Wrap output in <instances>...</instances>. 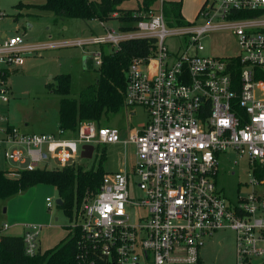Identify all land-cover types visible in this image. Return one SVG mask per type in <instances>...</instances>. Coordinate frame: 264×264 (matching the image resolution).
<instances>
[{"label":"built area","instance_id":"built-area-1","mask_svg":"<svg viewBox=\"0 0 264 264\" xmlns=\"http://www.w3.org/2000/svg\"><path fill=\"white\" fill-rule=\"evenodd\" d=\"M161 6L162 1L158 10L139 13L132 31L104 28L102 36L69 45L114 51L125 41L154 40L149 54L133 58L125 73L123 107L128 117L132 109H144L147 123L129 130L126 139L117 128L94 122L57 134H21L7 126L0 129V160L16 167L5 170L6 176L18 178L48 162L58 164L55 170L70 166L81 159L83 146H92L94 155L95 147L123 144L132 149L124 169L105 173L99 191L74 215L80 261L205 264V240L231 230L236 264H264V0H206L197 17L201 23L180 26L167 24ZM218 31L236 39V57L202 55V40ZM167 38L184 43L169 51ZM57 46H27L19 36L0 43V102L8 101L9 67ZM102 53L94 55L97 66ZM228 151L246 159L251 176L250 192L235 203L215 182L218 157ZM45 202L50 207L51 200ZM8 228L3 224L0 235ZM38 236L35 228L24 230L29 257L40 252Z\"/></svg>","mask_w":264,"mask_h":264},{"label":"rangeland","instance_id":"rangeland-1","mask_svg":"<svg viewBox=\"0 0 264 264\" xmlns=\"http://www.w3.org/2000/svg\"><path fill=\"white\" fill-rule=\"evenodd\" d=\"M160 1L181 2L184 20L187 23H201L197 17L206 0H156L151 5L152 9L158 10ZM142 2L127 0L121 8L135 10L141 8ZM44 3L45 0H0V43L19 36L27 46L47 43L58 45L53 49L27 54L21 66L7 69L5 86L8 89V101L0 102V118L4 119L0 122L2 130L9 126L21 134H57V111L61 97L51 93L47 84L53 82L57 75H70L69 98L76 99L80 91L94 84L98 77L99 66L94 55H100V52L110 54L113 50L109 46L69 45L78 39L102 36L104 28L117 29L119 25L116 21L104 22L102 25L99 21L57 18L38 8ZM179 41L183 45L184 42ZM179 41L167 38L165 46L169 51H174ZM201 44L204 56L228 58L236 57L239 52L236 39L227 31L209 33ZM128 111L123 107L117 113H108L101 120V125L117 128L121 138L126 139L129 130L139 129L148 121L144 109H132V117H128ZM131 150L123 144L95 147L91 160L76 159L70 166L88 171L101 164L106 173H113L124 169ZM102 155L104 160L100 162ZM218 158L216 187L226 200L235 203L238 197L247 195L251 190L248 186L251 176L246 159L239 158L231 151L220 154ZM9 167L16 165L0 160V170L5 171ZM57 167L55 162H48L41 165L40 169L53 171ZM58 198L57 190L52 185L39 184L0 200V228L3 224L9 227L1 235L23 237L26 227L35 228L39 231L40 252L54 249L68 237L75 222L74 217L71 220L67 218L55 204ZM46 199L51 200L50 207ZM129 215L132 217L133 212H129ZM200 257L205 264H236L234 233L222 230L206 239Z\"/></svg>","mask_w":264,"mask_h":264},{"label":"trees","instance_id":"trees-1","mask_svg":"<svg viewBox=\"0 0 264 264\" xmlns=\"http://www.w3.org/2000/svg\"><path fill=\"white\" fill-rule=\"evenodd\" d=\"M125 1L45 0L44 5L38 8L57 18L100 23L116 21L121 30L132 31L140 20L139 13L154 11L151 5L156 2L143 0L141 8L132 10L121 8ZM181 8V2H162L161 10L169 26L187 25ZM113 14L117 16L114 18ZM153 44L154 40H130L120 43L119 48L110 54L102 53L95 83L82 89L76 99L69 98L71 76L61 74L54 77V81L47 84V89L61 97L57 111L59 129L73 133L82 122L101 125L105 115L119 112L124 103L128 65L135 57H146ZM103 160L102 155L100 162ZM105 173L101 164L88 171L72 166L53 171H22L18 178L8 177L5 171L0 170V200L39 184L52 185L62 200V206L58 207L71 220L81 202L99 191ZM81 240V231L71 227L68 237L54 249L29 257L24 252L23 237L0 235V264H85L78 259Z\"/></svg>","mask_w":264,"mask_h":264},{"label":"water","instance_id":"water-1","mask_svg":"<svg viewBox=\"0 0 264 264\" xmlns=\"http://www.w3.org/2000/svg\"><path fill=\"white\" fill-rule=\"evenodd\" d=\"M2 38H4V36ZM93 151L94 148L92 146H83L80 158L83 160H91L93 157ZM55 204L59 207L62 206V200L58 198L55 201Z\"/></svg>","mask_w":264,"mask_h":264},{"label":"crops","instance_id":"crops-1","mask_svg":"<svg viewBox=\"0 0 264 264\" xmlns=\"http://www.w3.org/2000/svg\"><path fill=\"white\" fill-rule=\"evenodd\" d=\"M163 2V1H162ZM3 37V36H2Z\"/></svg>","mask_w":264,"mask_h":264}]
</instances>
